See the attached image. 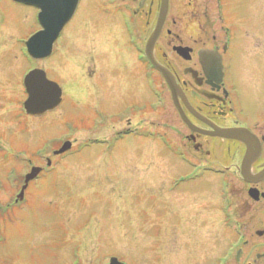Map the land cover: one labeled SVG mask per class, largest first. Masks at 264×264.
<instances>
[{"label": "rangeland", "instance_id": "1", "mask_svg": "<svg viewBox=\"0 0 264 264\" xmlns=\"http://www.w3.org/2000/svg\"><path fill=\"white\" fill-rule=\"evenodd\" d=\"M257 1L264 15V0ZM90 4L57 39L50 58L31 62L24 46L39 26L37 8L0 0V264H108L111 255L126 264H158L159 246L167 243L187 253L191 226L173 230L172 224L182 223L174 217L176 209L188 215L192 196L189 189L173 192L172 176L184 169L164 144L165 139L178 142L181 126L172 107L148 111L132 121H143L165 137L110 141L128 125L119 121L127 114L120 108L139 97L141 78L116 68L125 60L118 57L124 46L117 41V20L95 19V0ZM255 58L260 63L264 55ZM36 65L64 89L61 105L38 117L23 110V74ZM143 90L141 96L150 98ZM65 138L84 145L47 167L53 144ZM96 139L103 141L95 144ZM31 163L47 171L30 183L22 204L5 208Z\"/></svg>", "mask_w": 264, "mask_h": 264}, {"label": "flooded vegetation", "instance_id": "2", "mask_svg": "<svg viewBox=\"0 0 264 264\" xmlns=\"http://www.w3.org/2000/svg\"><path fill=\"white\" fill-rule=\"evenodd\" d=\"M256 2L169 0L153 55L171 72L175 92L145 55L161 0H95L93 5L95 19L117 20V41L124 46L118 57L125 60L113 67L141 78L139 97L120 108L127 114L119 121L128 125L116 130L112 142L157 134L143 121H132L148 111L172 107L181 126L178 142L164 144L184 169L172 176L173 192L189 189L192 196L188 215L176 209L174 217L182 223L172 224L173 230L191 226L188 250L181 255L179 248L161 244L158 264H264V60L255 58L264 55V15ZM89 6L90 0L79 1L61 35ZM143 88L150 98L141 96Z\"/></svg>", "mask_w": 264, "mask_h": 264}, {"label": "water", "instance_id": "3", "mask_svg": "<svg viewBox=\"0 0 264 264\" xmlns=\"http://www.w3.org/2000/svg\"><path fill=\"white\" fill-rule=\"evenodd\" d=\"M26 4H31L40 8L38 19L42 26L37 32L32 34L26 41L28 53L36 58L45 57L51 54L53 44L58 38L63 26L73 14L79 0H17ZM161 9L155 28L146 44V53L152 63L163 73L167 79L172 92H175V82L171 73L160 63L153 55L154 43L159 35L162 23L165 20L169 0H161ZM24 84L28 96L24 102L28 113L39 114L48 109H52L61 102V87L57 82L47 78L45 71L41 68L31 69L24 78ZM216 133L231 135L233 133L227 130L217 129ZM71 147L70 141H65L63 145L55 150V153H61ZM50 163V160H48ZM40 166H33L25 175V183L22 186L19 198L23 197L24 189L28 182L36 177L41 171ZM109 264H125L117 257L112 256Z\"/></svg>", "mask_w": 264, "mask_h": 264}, {"label": "bare ground", "instance_id": "4", "mask_svg": "<svg viewBox=\"0 0 264 264\" xmlns=\"http://www.w3.org/2000/svg\"><path fill=\"white\" fill-rule=\"evenodd\" d=\"M124 139H125V138H124ZM116 145H117V143H116ZM116 145H115V147H116ZM115 147H114V148H115Z\"/></svg>", "mask_w": 264, "mask_h": 264}]
</instances>
